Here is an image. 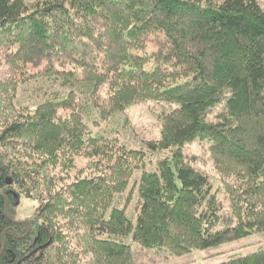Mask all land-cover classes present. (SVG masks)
Instances as JSON below:
<instances>
[{
    "label": "trees",
    "instance_id": "1",
    "mask_svg": "<svg viewBox=\"0 0 264 264\" xmlns=\"http://www.w3.org/2000/svg\"><path fill=\"white\" fill-rule=\"evenodd\" d=\"M147 102L165 110L152 171L93 130ZM204 142L215 190L187 153ZM137 170L133 224L112 206ZM261 232L264 0H0V264H143Z\"/></svg>",
    "mask_w": 264,
    "mask_h": 264
},
{
    "label": "rangeland",
    "instance_id": "2",
    "mask_svg": "<svg viewBox=\"0 0 264 264\" xmlns=\"http://www.w3.org/2000/svg\"><path fill=\"white\" fill-rule=\"evenodd\" d=\"M33 2L35 0H25ZM150 50V46L147 48ZM153 68L152 63L145 65V70L150 71ZM220 105L216 106L208 114L211 119L218 111ZM85 122L93 128L90 121L93 119V111L90 107H85ZM165 110L162 107L154 105L150 102L141 103L136 106L129 107L123 115L101 122L97 128H93L94 134L100 133L109 137H116L119 143L128 149L141 150L145 153V170L152 171L155 169L158 160L165 157V153L150 152L145 141H157L160 138V120L159 115ZM124 120L126 123H124ZM208 143H196L188 147L187 153L194 155L195 159L191 161L193 167L207 175L210 179L212 189L218 188V177L212 170L208 151H206ZM174 150V149H171ZM85 159L76 158L78 168L82 167ZM141 170L133 173L129 184L120 197L119 203L113 204V208L124 209L127 218L135 224L138 214V191L137 183L140 179ZM222 198V195H218ZM36 203L30 199L22 198L20 206L16 210L15 221L20 222L29 219L33 214ZM226 202H223V212H227ZM133 251L139 250L132 245ZM264 250V232L256 233L245 238L225 242L214 247L202 250H194L190 253L177 257L171 256L166 252L155 251L153 249L146 250V255L141 259L143 264H221L226 261L244 257L248 254Z\"/></svg>",
    "mask_w": 264,
    "mask_h": 264
},
{
    "label": "flooded vegetation",
    "instance_id": "3",
    "mask_svg": "<svg viewBox=\"0 0 264 264\" xmlns=\"http://www.w3.org/2000/svg\"><path fill=\"white\" fill-rule=\"evenodd\" d=\"M14 221H15V219H14ZM18 223H26V221L23 220V221H20V222H18ZM27 233H28V232H27ZM27 233H26L25 235H27Z\"/></svg>",
    "mask_w": 264,
    "mask_h": 264
},
{
    "label": "water",
    "instance_id": "4",
    "mask_svg": "<svg viewBox=\"0 0 264 264\" xmlns=\"http://www.w3.org/2000/svg\"><path fill=\"white\" fill-rule=\"evenodd\" d=\"M7 183L9 184V183H11V181L10 180H7ZM2 254V252L0 253V255Z\"/></svg>",
    "mask_w": 264,
    "mask_h": 264
}]
</instances>
